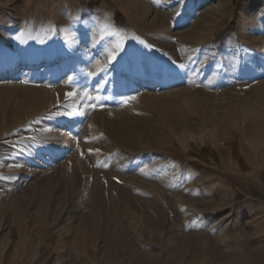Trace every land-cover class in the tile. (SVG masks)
Instances as JSON below:
<instances>
[{
  "label": "rangeland",
  "instance_id": "rangeland-1",
  "mask_svg": "<svg viewBox=\"0 0 264 264\" xmlns=\"http://www.w3.org/2000/svg\"><path fill=\"white\" fill-rule=\"evenodd\" d=\"M263 153L264 0H0V241L35 264H264Z\"/></svg>",
  "mask_w": 264,
  "mask_h": 264
},
{
  "label": "crops",
  "instance_id": "crops-1",
  "mask_svg": "<svg viewBox=\"0 0 264 264\" xmlns=\"http://www.w3.org/2000/svg\"><path fill=\"white\" fill-rule=\"evenodd\" d=\"M260 164L264 165V153L259 156ZM2 223V205L0 199V226ZM26 227V230L19 233L17 241H12L10 244L1 240L0 241V264H35L33 258L32 246L34 243L33 235ZM16 252L17 256H11ZM11 253V254H10ZM44 264H51L50 261Z\"/></svg>",
  "mask_w": 264,
  "mask_h": 264
},
{
  "label": "snow or ice",
  "instance_id": "snow-or-ice-1",
  "mask_svg": "<svg viewBox=\"0 0 264 264\" xmlns=\"http://www.w3.org/2000/svg\"><path fill=\"white\" fill-rule=\"evenodd\" d=\"M177 15H179L178 13H177ZM109 36H113V35H116V33L115 32H109V33H107ZM139 43H143V42H139ZM148 48L149 49H151L152 48V45H148ZM117 50H120V51H123L124 50V45L121 43V44H117ZM164 55H167L166 53L164 54ZM110 60H115L116 59V57H115V55H113V56H111L110 58H109ZM184 65L183 64H180V65H176V62L175 61H172L171 62V68L174 70V71H164V70H160L159 71V73L161 74V75H165V76H168V77H170V78H175L176 76H181V75H187V73H181V69H184ZM145 69H146V71H153L154 69H153V67H150V66H145ZM194 75H195V73H194ZM72 77H69L68 78V81L69 82H72ZM76 95V93L75 92H73V91H67V92H65V100H68L70 97H73V96H75ZM89 100H91V99H93L92 97H89L88 98ZM95 99H99V97H96ZM124 103H127V100H124L123 101ZM60 106V102L59 101H57V107H59ZM89 107H93V108H95L96 107V105L95 104H89ZM62 113H53V115H61ZM89 151V153H92L93 151H96V152H99L100 150L99 149H95V150H93V149H89L88 150ZM81 155L83 156V153H81ZM19 165H17V167H18ZM105 166H107V165H105ZM4 177H0V179H3ZM113 179H117L116 177H114Z\"/></svg>",
  "mask_w": 264,
  "mask_h": 264
}]
</instances>
